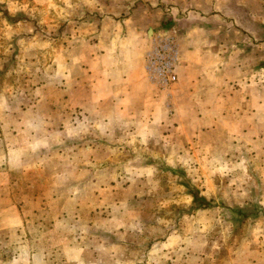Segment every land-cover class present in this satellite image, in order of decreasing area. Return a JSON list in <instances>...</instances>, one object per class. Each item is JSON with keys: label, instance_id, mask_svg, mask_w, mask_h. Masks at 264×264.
Returning <instances> with one entry per match:
<instances>
[{"label": "rangeland", "instance_id": "1", "mask_svg": "<svg viewBox=\"0 0 264 264\" xmlns=\"http://www.w3.org/2000/svg\"><path fill=\"white\" fill-rule=\"evenodd\" d=\"M236 1L183 54L200 16L156 32L155 0H0V264H264V0Z\"/></svg>", "mask_w": 264, "mask_h": 264}, {"label": "crops", "instance_id": "2", "mask_svg": "<svg viewBox=\"0 0 264 264\" xmlns=\"http://www.w3.org/2000/svg\"><path fill=\"white\" fill-rule=\"evenodd\" d=\"M152 1V0H149ZM157 2V4L162 5V8H164L165 6V11L167 13H165V17L162 18L163 22L160 21L161 16L159 17L157 14L161 13L163 14V9L161 8L160 10L157 9L155 12V14L152 16L151 20H152V27H156L160 24V29L158 28V31L160 30H166V31H170L173 30L177 27V21L182 22L185 20V18L183 19L182 17V13L183 14H196L197 16H200V22L197 24V26L195 25H188L190 28H188V35L184 38L181 39V42L185 46L184 52L186 53L187 48L186 47H191V45H193V41H188L190 38L191 33L194 32L193 29H199V30H206V25H203L204 23H208L210 22L209 19H212L214 17L217 16H221L223 15V18L228 16V14L231 12V3L236 5L237 1L236 0H155ZM231 2V3H230ZM228 3V5L226 6V4ZM241 3V2H240ZM244 3L243 5H252L251 1H247V2H242ZM248 3V4H247ZM227 8V9H226ZM164 15V14H163ZM155 16V18H154ZM209 17V19H208ZM190 19V18H188ZM225 19V18H224ZM215 23H222L220 21L215 22ZM216 27L219 25H215L213 24L212 27ZM154 32V33H156ZM205 32V31H204ZM200 39H204L203 37ZM199 40H198V45H199ZM184 57V56H183ZM185 63V68L186 67ZM191 66V65H190ZM7 213H10L7 209H6ZM16 215H13L12 217H14ZM26 249V248H24ZM37 252V251H36ZM31 253L30 252V256L31 257ZM44 251L40 250V260H38V255L33 256V259H37L38 261H40V264H44V260H45V256H44ZM36 257V258H35ZM31 260V258H30ZM31 263V261H30ZM11 264H23L22 259L18 260V261H14Z\"/></svg>", "mask_w": 264, "mask_h": 264}, {"label": "built area", "instance_id": "3", "mask_svg": "<svg viewBox=\"0 0 264 264\" xmlns=\"http://www.w3.org/2000/svg\"><path fill=\"white\" fill-rule=\"evenodd\" d=\"M179 49L173 37H157L147 53L145 71L149 79L161 88H167L178 81L176 72Z\"/></svg>", "mask_w": 264, "mask_h": 264}]
</instances>
